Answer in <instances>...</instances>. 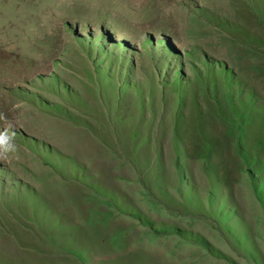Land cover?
Returning <instances> with one entry per match:
<instances>
[{
  "label": "rangeland",
  "instance_id": "obj_1",
  "mask_svg": "<svg viewBox=\"0 0 264 264\" xmlns=\"http://www.w3.org/2000/svg\"><path fill=\"white\" fill-rule=\"evenodd\" d=\"M0 132V264H264V0H0Z\"/></svg>",
  "mask_w": 264,
  "mask_h": 264
},
{
  "label": "clouds",
  "instance_id": "obj_2",
  "mask_svg": "<svg viewBox=\"0 0 264 264\" xmlns=\"http://www.w3.org/2000/svg\"><path fill=\"white\" fill-rule=\"evenodd\" d=\"M14 135V133L9 135L7 132H0V156L6 158L8 154L17 150V145L13 139Z\"/></svg>",
  "mask_w": 264,
  "mask_h": 264
},
{
  "label": "trees",
  "instance_id": "obj_3",
  "mask_svg": "<svg viewBox=\"0 0 264 264\" xmlns=\"http://www.w3.org/2000/svg\"><path fill=\"white\" fill-rule=\"evenodd\" d=\"M259 202L261 203L262 206H264V199H259ZM202 244H204L207 247V244L203 241H201Z\"/></svg>",
  "mask_w": 264,
  "mask_h": 264
},
{
  "label": "crops",
  "instance_id": "obj_4",
  "mask_svg": "<svg viewBox=\"0 0 264 264\" xmlns=\"http://www.w3.org/2000/svg\"><path fill=\"white\" fill-rule=\"evenodd\" d=\"M257 142H260L259 140L256 139ZM262 143H264V139L261 141Z\"/></svg>",
  "mask_w": 264,
  "mask_h": 264
}]
</instances>
